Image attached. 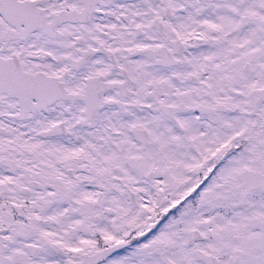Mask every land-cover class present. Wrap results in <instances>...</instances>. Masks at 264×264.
Instances as JSON below:
<instances>
[{
  "label": "snow or ice",
  "instance_id": "obj_1",
  "mask_svg": "<svg viewBox=\"0 0 264 264\" xmlns=\"http://www.w3.org/2000/svg\"><path fill=\"white\" fill-rule=\"evenodd\" d=\"M0 264H264V0H0Z\"/></svg>",
  "mask_w": 264,
  "mask_h": 264
}]
</instances>
